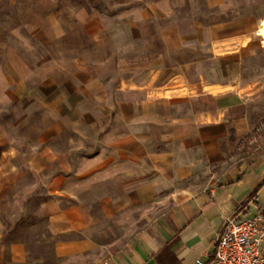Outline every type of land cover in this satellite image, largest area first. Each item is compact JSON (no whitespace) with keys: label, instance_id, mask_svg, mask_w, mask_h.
<instances>
[{"label":"crops","instance_id":"crops-1","mask_svg":"<svg viewBox=\"0 0 264 264\" xmlns=\"http://www.w3.org/2000/svg\"><path fill=\"white\" fill-rule=\"evenodd\" d=\"M105 1L139 15L127 25L150 50L139 81L103 97H87L84 70L29 85L20 55L0 52V264L5 251L6 264H211L226 218L264 214V122L249 119L243 77L264 0L72 11ZM60 4L33 7L61 27ZM233 141L249 146L235 159Z\"/></svg>","mask_w":264,"mask_h":264},{"label":"rangeland","instance_id":"rangeland-1","mask_svg":"<svg viewBox=\"0 0 264 264\" xmlns=\"http://www.w3.org/2000/svg\"><path fill=\"white\" fill-rule=\"evenodd\" d=\"M34 1L0 0V52L12 47L20 55L31 75L29 85H36L48 76L59 83L84 70L90 82L94 81L87 97L91 93L103 97L129 80L139 81L140 71L149 69L151 62L139 60L146 54L147 46L141 45L137 30L127 27L138 18V13L105 1L90 3L92 13L81 16L72 11L74 0H61L51 19L61 27H51L47 18L33 7ZM258 29L264 35L263 28ZM259 40L264 44V39ZM263 44L259 43L260 49L254 52L243 73L245 81L253 83L256 89L248 108L251 123L258 119L264 122ZM235 145L233 141L228 147L229 158L235 159L249 147H241L237 152ZM3 264H6V251Z\"/></svg>","mask_w":264,"mask_h":264},{"label":"built area","instance_id":"built-area-1","mask_svg":"<svg viewBox=\"0 0 264 264\" xmlns=\"http://www.w3.org/2000/svg\"><path fill=\"white\" fill-rule=\"evenodd\" d=\"M223 224V230L215 240L211 264H264L262 212L249 219L232 216Z\"/></svg>","mask_w":264,"mask_h":264},{"label":"bare ground","instance_id":"bare-ground-1","mask_svg":"<svg viewBox=\"0 0 264 264\" xmlns=\"http://www.w3.org/2000/svg\"><path fill=\"white\" fill-rule=\"evenodd\" d=\"M256 35L259 36L261 39H264V38H263V35H261V34L259 33V30L257 31ZM262 41H263V40H262Z\"/></svg>","mask_w":264,"mask_h":264}]
</instances>
